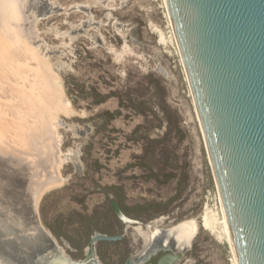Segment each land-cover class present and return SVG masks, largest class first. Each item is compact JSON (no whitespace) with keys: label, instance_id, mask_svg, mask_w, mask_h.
I'll list each match as a JSON object with an SVG mask.
<instances>
[{"label":"rangeland","instance_id":"rangeland-1","mask_svg":"<svg viewBox=\"0 0 264 264\" xmlns=\"http://www.w3.org/2000/svg\"><path fill=\"white\" fill-rule=\"evenodd\" d=\"M19 3L73 110L56 120L64 181L37 206L59 249L79 260L95 233L123 234L95 244L102 264H122L127 249L148 245L155 227L195 219L197 232L178 264H233L219 226H202L206 210H219L218 189L164 0ZM0 201V211L26 227ZM112 201L131 221L118 217ZM26 228L37 237L36 226Z\"/></svg>","mask_w":264,"mask_h":264},{"label":"water","instance_id":"water-1","mask_svg":"<svg viewBox=\"0 0 264 264\" xmlns=\"http://www.w3.org/2000/svg\"><path fill=\"white\" fill-rule=\"evenodd\" d=\"M165 1L237 262L264 264V0ZM32 218L49 247L32 248L34 230L0 211V240L31 255L7 261L1 251L0 264H78L46 233L36 209ZM121 237L95 233L83 264L94 259L97 242Z\"/></svg>","mask_w":264,"mask_h":264},{"label":"bare ground","instance_id":"bare-ground-1","mask_svg":"<svg viewBox=\"0 0 264 264\" xmlns=\"http://www.w3.org/2000/svg\"><path fill=\"white\" fill-rule=\"evenodd\" d=\"M168 17L171 37L181 56L169 13ZM23 21L25 16L19 0H0V189L5 194L0 193V196L7 199L10 206L7 211L22 214V222L27 227L36 225L32 218L33 209L37 211L42 195L64 181L60 170L62 157L56 135V120L59 115H70L73 110L61 89L57 74L38 53ZM161 37L165 39L163 32ZM12 176L15 181H12ZM217 192L219 210L214 212V216L206 210L202 216V226L210 231L218 230L216 228L219 226L218 236L225 237L233 252L232 263L238 264L225 211ZM2 206L3 201H0V209ZM197 228L195 219L186 220L170 227L168 234L173 235L179 245H189ZM161 229L155 227L151 230L150 241ZM36 235H32L30 240L32 248L39 246L37 249L43 250L49 247L39 232ZM38 239L40 242H37ZM41 243L45 247H41ZM1 251L5 253L1 258L7 261L9 256L13 259L22 256L23 262L30 255V252L26 253L0 240Z\"/></svg>","mask_w":264,"mask_h":264},{"label":"flooded vegetation","instance_id":"flooded-vegetation-1","mask_svg":"<svg viewBox=\"0 0 264 264\" xmlns=\"http://www.w3.org/2000/svg\"><path fill=\"white\" fill-rule=\"evenodd\" d=\"M114 202L116 201H112V206L115 210V207L113 205ZM123 214L125 215V213ZM118 217L120 218L119 215ZM120 219L124 220L123 218H120ZM124 221L129 222L131 221V219L125 215ZM116 235H122L121 240L124 238L123 234H116ZM189 246L183 247L182 245H179L174 236L172 235L169 236L168 228L161 229V232L157 234L155 237H153L151 241L148 242V245L146 247L138 249L135 252L129 251V249H127L126 257L124 258L122 264H178V262L182 260ZM87 254H88V248L83 258L79 260H75L72 258H69V259H71L72 261L78 264H83L84 260L87 257ZM95 255L96 256L94 257L93 260L85 264H101L100 261L97 259L96 248H95ZM174 256H177V258L174 259ZM166 259L169 260V263H168V260Z\"/></svg>","mask_w":264,"mask_h":264}]
</instances>
